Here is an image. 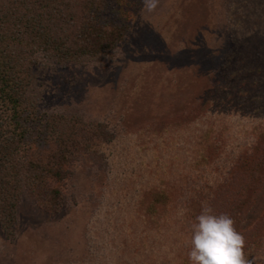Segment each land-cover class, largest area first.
Listing matches in <instances>:
<instances>
[{
    "label": "rangeland",
    "instance_id": "obj_1",
    "mask_svg": "<svg viewBox=\"0 0 264 264\" xmlns=\"http://www.w3.org/2000/svg\"><path fill=\"white\" fill-rule=\"evenodd\" d=\"M122 1L127 11L122 8L115 22L126 18L128 27L104 61L59 65L41 56L35 89L43 107L69 114L68 132L75 129V114L92 126L104 123V140L111 142L82 147L74 139L78 153L73 174L59 184V211L45 210L31 191L23 195L14 231L0 223V264H159L162 257L165 264H188L191 231L183 242L165 234L149 243L151 198L139 205L137 184L171 186L174 207L165 218L176 230L185 211L174 185L184 169L206 187L215 180L221 213L234 205L233 194L243 192L242 183L229 185L220 176L247 144L259 143L254 128H264V0H156L151 12L143 0ZM108 14V21L115 17ZM152 127L173 136L165 153L153 151L155 137L140 138L141 129L145 134ZM260 139L264 143V134ZM160 163L169 173L162 170L156 179L151 175ZM260 178L235 225L246 234L260 227L264 240ZM158 208L164 210L163 203ZM256 261L264 264V258Z\"/></svg>",
    "mask_w": 264,
    "mask_h": 264
},
{
    "label": "trees",
    "instance_id": "obj_2",
    "mask_svg": "<svg viewBox=\"0 0 264 264\" xmlns=\"http://www.w3.org/2000/svg\"><path fill=\"white\" fill-rule=\"evenodd\" d=\"M124 5L128 6L122 0H0V223L8 232L14 231L18 203L28 191L38 196V203L45 210L59 211L63 204L59 184L73 174L77 143L86 147L90 142L91 146L101 148L111 142L104 140V123L97 122L92 126L81 114H75L79 116L73 125L75 129L68 132L69 114L46 110L35 86L41 56L59 65L104 61L123 40L122 29L128 27L123 18L125 14L121 17L125 22H115L120 19L122 8L127 11ZM108 13L115 17L108 21ZM203 109L206 111L205 105ZM152 128L145 134L141 129L140 138L152 140L155 137L153 151L165 153L169 145L167 139L171 142L173 136L160 134L158 128ZM254 131L259 143L250 144V147L247 144L233 163L236 165L220 176L224 179L218 178L229 185L235 182L243 185L242 193L233 194L234 205L222 213L231 216L236 231L242 235L243 255L248 264H257V258H264V240L259 235L261 228L246 234L235 225V214L238 213V217L243 214L247 191L259 186L260 177L264 175V143L260 142L264 128L258 125ZM203 143L202 137L198 144ZM246 164L252 166L247 168ZM144 168L145 174L150 176L149 167L144 164ZM154 168L151 176L156 179L161 177L159 172L162 170L165 175L169 173L167 165L154 164ZM181 176L183 180L176 179L174 185L180 191L178 208L185 211L177 220L182 226L179 225V230L173 229V224L165 218L171 216L169 208L174 207L171 186L166 183L137 184L138 204L144 206L151 198L147 208L154 232L150 244L161 242L165 234L176 238L178 243L183 242V233L191 231L192 224L189 223L204 205L210 206L215 214H221L215 180L206 187V181H192V175L186 169ZM161 203L164 210L158 208ZM160 211H164L165 216L157 221ZM165 226L170 227L168 232L163 230ZM161 261L159 264H165Z\"/></svg>",
    "mask_w": 264,
    "mask_h": 264
},
{
    "label": "clouds",
    "instance_id": "obj_3",
    "mask_svg": "<svg viewBox=\"0 0 264 264\" xmlns=\"http://www.w3.org/2000/svg\"><path fill=\"white\" fill-rule=\"evenodd\" d=\"M143 4L151 12L156 0H143ZM188 244V264H248L233 219L226 213L215 214L210 206H202L195 216Z\"/></svg>",
    "mask_w": 264,
    "mask_h": 264
}]
</instances>
